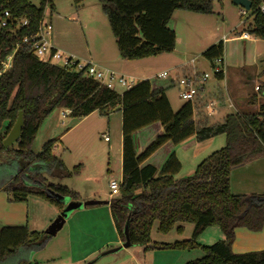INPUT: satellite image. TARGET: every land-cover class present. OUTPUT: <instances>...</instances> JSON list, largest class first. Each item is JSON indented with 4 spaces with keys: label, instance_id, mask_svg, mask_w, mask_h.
Returning a JSON list of instances; mask_svg holds the SVG:
<instances>
[{
    "label": "trees",
    "instance_id": "trees-1",
    "mask_svg": "<svg viewBox=\"0 0 264 264\" xmlns=\"http://www.w3.org/2000/svg\"><path fill=\"white\" fill-rule=\"evenodd\" d=\"M52 1L40 0L36 6L30 0H0V14L8 10L12 17L6 27L0 28V166L13 163L17 167L2 189L13 201L22 202L36 195L60 210L64 203L56 195L77 200L75 191L53 180L73 176L79 166L70 171L61 156L53 154L56 139L47 140L37 154L31 151V143L42 120L55 108L69 109L72 117L82 118L120 105L122 177L119 194L109 199V206L122 241L128 222L132 246L192 249L198 246L194 242L197 235L207 227L218 226L224 238L200 246L203 256L185 264H264V249L235 253L231 248L235 228L254 232L263 228L264 193L233 194L230 190L231 171L264 156V104L257 111L228 113L221 122L209 123L207 116L204 122H195L189 102L174 111L165 89L152 90L147 79L119 94L87 78L76 66L45 63L33 54L29 44L22 43V38L37 31L46 2L52 6ZM214 1L217 0H99L119 56L132 61L172 52L176 35L168 21L174 11L207 15L213 12ZM262 3L264 0H251V21L246 30L264 40ZM23 20L27 21L24 25ZM223 52L220 40L204 49L201 56L212 65L215 58H223ZM10 55V65L4 69L3 63ZM217 77L222 79V74ZM258 89H264V82ZM19 112L23 117L21 135L15 144L4 148L2 141ZM154 122L160 123L161 133L137 154L135 131ZM221 134L224 146L200 161L189 176L174 177L180 164L173 153L157 175L153 165L141 166L166 141L178 144L194 136L200 142ZM155 222L164 233L176 224L178 231H182V224H192L191 238L170 244L151 242ZM42 242L40 234L29 232L26 226L0 227V264H30L19 257L21 251Z\"/></svg>",
    "mask_w": 264,
    "mask_h": 264
},
{
    "label": "rangeland",
    "instance_id": "rangeland-1",
    "mask_svg": "<svg viewBox=\"0 0 264 264\" xmlns=\"http://www.w3.org/2000/svg\"><path fill=\"white\" fill-rule=\"evenodd\" d=\"M30 1L36 6L40 4V0ZM223 1L225 6L221 1H214L211 14L203 15L183 10V14L186 15L184 16L181 11L179 12L180 15L176 16L178 19H175L170 24L176 25L177 49L185 51L188 59H195V64L197 61L203 63L206 68L205 71L210 73L209 64L201 56L200 51L216 39L217 41L222 40V35L227 36L231 39L223 42L224 74L226 76L232 75L235 70L242 67L251 68L253 71H260L258 76L256 73L253 76L254 82H252V85L259 84L261 86L260 83L263 84L264 82V73H261L264 67V40L254 35H251V39L247 41L236 38L238 32L243 28L246 30L247 24L251 21L250 12L246 10L245 14L240 15V10H242L240 6L234 5L232 0L231 3L226 0ZM51 3L52 6L49 2H46L44 15L50 18L53 27V42L64 55L73 58H75L76 52L83 55L88 44L89 46H94L95 49L100 46V51L105 56L111 57L112 55L114 58L118 56L115 38L99 0H80L78 2L74 0H53ZM222 6L226 8L225 11ZM180 57L179 51L178 54L163 52L156 56L128 61L126 62L127 67L120 70L129 73L135 79V82H140L143 77H148L152 78L153 82L165 83L167 81L157 77V75L166 69H170V73L173 75L172 66L180 60ZM75 59L78 60L77 58ZM83 62L84 60L79 59V63ZM52 64L61 66L62 62L54 61ZM117 64H120V62L117 61ZM117 64L113 61L111 65L116 68ZM211 80H214L213 76L209 77L208 82ZM121 90L119 89L117 92L121 94ZM169 90H171L169 91V96L174 103L183 104V101L178 97L177 86H171ZM216 98L220 99L219 97ZM224 105H227L226 101H224ZM243 106L244 108L239 107L237 109L244 112H252L257 111L260 107L257 105L256 107L246 106L245 104L241 107ZM172 109L178 108L172 106ZM217 109L218 111L213 116L207 117L209 123L221 122L223 114L230 110L224 106ZM62 110L64 111L60 107L55 108L42 120L31 143V151L37 154L42 150V146L47 140L56 139V153L61 156L66 167L72 171L75 166H79V171L71 177L53 180V182L60 183L82 196L91 186L98 187L100 193L106 195L98 194L95 198H100L101 201L107 200L109 179L119 181L121 177V163L115 157V151L109 148L111 144H115L118 141L120 133L116 118L117 113L115 115V111H111V109L106 111V113L94 111L77 123L79 119L72 117L70 114H67L66 117H61ZM200 110L201 114L205 112V109L200 108ZM198 113L193 112L196 120L200 117ZM109 120L110 124L108 123ZM104 135L109 137V142L104 140ZM218 148L216 146L214 150ZM191 163V160L187 162L185 160V165H190ZM185 168L186 166H183L180 172L184 173ZM16 169L17 167L13 163L0 166V188ZM250 179H252V176H250ZM261 180H264V178ZM261 180L258 179L257 182H251L250 187H258L257 191L264 193V185L260 184ZM245 189L243 185H234L232 191L234 193H243L240 191H245ZM31 198L35 199L31 201ZM38 199H40V203H38ZM47 202V200L35 195L31 196L29 214H25V207L27 206L25 202H14L15 204H22L23 224L29 226L31 216V225H36L35 227H37L36 229L39 231L43 241L40 246L21 251L19 257L29 260L30 264H72L76 260H81L77 264H86L93 259H97L93 264H129L130 262L137 263L140 258L143 259L144 264H185L190 260L203 256V251L198 246L192 249H174L145 248L135 245L129 248H122L114 253L103 254L106 250L117 247L121 243H118L114 225L110 215L107 214V205L102 204L97 205V207H91L98 209H95L87 216V213L82 211L83 209L73 211L66 218L60 230L54 236H48L45 234V230L49 224L44 228L39 224L49 215L50 210H54V207L49 209L52 207H48ZM56 208L58 209V207ZM11 212L15 214L17 211ZM59 212H57L53 220ZM176 228L175 225L168 232H160L157 229V222H155L151 229L150 241L159 244H170L191 238V224H184L182 231H178ZM202 234L205 233L201 232L197 237L201 239ZM200 241L205 242L194 240L195 243H200L203 246L212 245L219 240L212 241L203 237V240ZM91 251L94 252L89 254ZM85 255H87V258L83 261L81 258ZM10 262L12 263V261Z\"/></svg>",
    "mask_w": 264,
    "mask_h": 264
},
{
    "label": "crops",
    "instance_id": "crops-1",
    "mask_svg": "<svg viewBox=\"0 0 264 264\" xmlns=\"http://www.w3.org/2000/svg\"><path fill=\"white\" fill-rule=\"evenodd\" d=\"M219 1H221V3L225 6V2L223 0H219ZM226 1H229L231 3V0H226ZM224 6H222V7L225 11L226 8H224ZM180 11L183 14V10H175L173 15L171 16L170 20L168 21L169 28L174 30L175 35H176L175 47H174L172 52L178 54V51H179L181 54L180 60L177 63H174V65L172 66V69L174 70L173 75H179V76L181 74L189 73L194 68H196L197 70H200V71L206 70L205 65L203 63L198 62V61L196 62V64H195V62L194 63L190 62L191 59H188L186 57L187 55H185L187 53H185V51H183V50L177 49V46H176V44H177V31L175 29L176 25H170V24L172 22H174L175 19H178V18H176V16L180 15L179 14ZM183 15L186 16L185 14H183ZM49 20H50V18H49ZM51 24H52V22H51ZM243 32H246L248 34L247 39H244L240 35ZM221 37H222L223 42L231 39V38H228L227 36H224V35H222ZM236 38L242 39L243 41H247V40L251 39V34H249L248 31L244 30V28H243L242 30H240L238 32V36ZM218 41H220V40H218ZM218 41L216 39L213 43H216ZM51 43H52V45H54V47L56 49H58L56 44H54L52 37H51ZM213 43H211V44H213ZM207 46H209V45H207ZM207 46L204 47L202 50L200 49L201 50L200 52H202L204 49H206ZM58 50H60V49H58ZM119 57H120L119 54L115 58H114V56L112 57V55H111V57L105 56L104 54H102V51H100V46L98 49H95L94 46H92V45L89 46L88 44H87V49L83 55H81V53H79V52H76V55H75V58H77L78 60L79 59L84 60V62L91 61V62H94L101 67L110 68V69H113V70H115L121 74L131 76L129 73L121 71L120 69L127 67L126 62L132 61V60H125V59H122L121 57L120 58ZM113 61L116 64H117V61L120 62V64L116 65V68H118V69H116L115 66L113 67V65H111ZM207 63L209 64L208 61H207ZM166 70L170 71V69H166ZM255 73L258 76L260 71L257 72V71L251 70V68L242 67V68H239L238 70H235L232 75L226 76V74H224L222 79H216L215 78L214 80L207 82L206 86L203 90L202 95L204 97H212V98L219 97L220 98V99H217L220 102L219 108L224 106L227 109H230V110L226 111L222 117H224L226 114L232 112L231 108H228L227 105H224V101L226 99H229L230 103H232V105L234 106V109L236 111H240L239 109H237L239 107L244 108V106L241 107L244 104L246 106L251 105L253 107H256V105L260 106L261 104H264V91H263L264 89L261 91H260V89L256 90L255 86L259 87L260 85L259 84H253L252 85V82H254L253 76L256 75ZM144 79L149 80L152 90L158 89V88L165 89V94H166L167 98L169 99L171 107L173 106L174 108H179L182 105V104L174 103V101L169 96V91H171V90H169V87L176 86V84L174 82H169L168 80H166L167 82H165V83H162V82L157 83V82H153L152 78L143 77L142 80H144ZM260 84H262V83H260ZM258 103H259V105H258ZM64 110H66V109H64ZM174 110H177V109H174ZM111 111H115L114 112L115 115L117 113L116 118L118 120L117 123L120 127V133L118 136V141H116L115 144L114 143L111 144L109 146V148L111 150L115 151L114 152L115 157H117L119 159V161L122 165V135H121L122 113L120 110V105H116L114 108H111ZM62 112H63V110L61 111V113ZM89 115L82 117V118H76V119H79L77 121V123L82 121L83 119H85ZM205 117L206 116H204L202 114V116L200 115L198 120L194 119V116H193V119L195 122H198L199 120H201V122H204ZM108 123L110 124V120L108 121ZM160 133H161V125L159 122H154V123H152L146 127H143L141 129L135 131L133 137H134V145H135L136 153L140 154ZM107 141L109 142L110 139ZM224 144H225V137L223 134L217 135L215 137H211L209 139H206V140L200 141V142H198L194 136H190L187 139L179 142L178 144H173L170 141H166L161 146H159L153 153H151L141 163V166L145 165V164L153 165L156 168V175H157L160 172L161 167H162L164 161L169 156V154L173 153L175 155L176 159L178 160L179 164H180L179 170L174 174V177L178 179V178H181L184 176L191 175L195 171L199 161L203 160L204 156L207 157L210 153L217 150V149L214 150V148H216V146H217V148L218 147L221 148L224 146ZM52 152H53V154L58 155L56 153L57 152L56 151V144L53 145ZM182 154H184V155H182ZM185 160H186V162L188 160H191L192 163L190 165H185ZM108 164H109V159H108ZM183 166H186L184 173L180 172L181 169H183ZM120 176L122 177V169H121V175ZM250 176H252V179H250ZM121 177H120L119 181H121ZM263 178H264V156L261 158L252 160L249 163H246V164H244L238 168L233 169L230 173V190L232 191L234 185H243L246 188L245 191H240L243 193H238V192L234 193L233 191L232 192L234 194H247V193L262 194L263 192L257 191L258 187H250V185H251V182H257L258 179L261 180ZM260 184L264 185V180H261ZM0 192H1L0 193V227H3V226H26L27 229L29 227V229H28L29 232L39 233V231L36 229L37 227H35L36 225H34V226L31 225V220H32L31 216L29 219V226H27L26 224H23L22 221L24 219H23V214L21 211L22 210V204H15L14 203V202H21V201H13L10 197V194L7 191L3 190L2 187L0 188ZM98 194H103L104 196L106 195L104 193H100L98 187L91 186V188L83 196L80 195L79 193H77V195H78L77 200H86V199H90V198H94V200H100V198H98V199L95 198V196H98ZM31 196H33V195L27 196L26 200L22 201V202H25L27 204V206L25 207V214L30 213V208H31L30 197ZM107 196H108L107 200H109L110 199L109 188H108V195ZM32 199H35V198H31V201H32ZM38 203H40V199H38ZM44 203H46V202H44ZM47 204L49 205L48 207H52L49 209H53V207H54V210H50L48 213L49 215L47 217H45L44 221H41V223H39L42 228H44L45 226L50 224L52 222L53 218L55 217V215L57 214V212L60 211V209H57L55 206H53L54 204L50 203L49 201L47 202ZM100 204L107 205V214L110 215L111 221L114 225L113 218H112L111 212H110L109 203L108 204L100 203ZM100 204L85 206V207L80 208V209L81 210L83 209L82 211L87 213L86 214V216H87L92 211H95V209H98V208H91V207H97V205H100ZM26 210H27V212H26ZM77 210H79V209H76L74 211H77ZM11 211H17V212L16 213L14 212L15 214H13ZM64 223H65V221H64ZM185 224H187V223H185ZM183 225L184 224H182V227H183ZM177 226L178 225L176 224V227ZM214 227H218V226L207 227L202 232L205 234H202L201 239H199L197 237L196 240L204 243L205 241H200V240H203V237H205L209 240H212V241H217V240L223 239L224 235L221 232V230L219 229V227L218 228H214ZM114 229H115L116 235L118 237V243H122L123 241H122L117 229L115 228V225H114ZM192 230H193V225H192ZM203 235H205V236H203ZM195 244H197L199 247L203 246V245H200V243L199 244L195 243ZM231 248H232L233 252H235V253L245 252V251H249V250L264 249V225L260 231H256V232L251 231L245 227L235 228L234 240L232 242ZM93 252L94 251H91L89 254H92ZM85 258H87V255L83 256L81 259L84 261ZM80 261L81 260H79V261L76 260L73 263L77 264V263H80ZM137 263L138 264H144L143 259L140 258L137 261Z\"/></svg>",
    "mask_w": 264,
    "mask_h": 264
},
{
    "label": "built area",
    "instance_id": "built-area-1",
    "mask_svg": "<svg viewBox=\"0 0 264 264\" xmlns=\"http://www.w3.org/2000/svg\"><path fill=\"white\" fill-rule=\"evenodd\" d=\"M240 10L241 15L246 13L244 8ZM261 12L264 13V3L260 5ZM12 19L8 10H4L0 14V28L6 27L8 22ZM26 20L21 22L22 25L26 24ZM52 24L49 18L45 15L40 19L38 29L34 34L26 35L22 38V43L30 45L33 54L41 61L45 63H53L54 61H61L62 66L71 68L76 66V70L82 71L83 75L87 78L95 80L100 85L105 86L108 89L118 91L119 89L124 90L132 87L137 82L132 76L121 74L113 69L101 67L94 62L87 61L79 63V60L71 56H66L61 50L56 49L51 43L52 37ZM244 39H247L248 34L243 32L240 34ZM12 59V55L6 58L3 63L4 69L8 68ZM195 59H191L190 62L194 63ZM210 73L207 71H200L194 68L189 73L179 75L170 74L169 70L161 71L157 77L174 82L177 86L178 97L183 102H189L192 109L195 112L200 113V108L205 112L204 116L211 117L217 112L219 108V101L217 98L204 97L202 95L206 83L210 76L214 79H218V75H224L223 69V58H215L212 65L209 63ZM258 89V86H255ZM119 93V92H118ZM228 108H231L235 112L234 106L230 103L229 99L225 100ZM193 111V112H194ZM70 113L69 109L64 110L61 113V117H66ZM104 140H109L107 135L103 136ZM120 181L110 179L108 181L109 197H114L119 194ZM129 264H137L136 262H130Z\"/></svg>",
    "mask_w": 264,
    "mask_h": 264
},
{
    "label": "water",
    "instance_id": "water-1",
    "mask_svg": "<svg viewBox=\"0 0 264 264\" xmlns=\"http://www.w3.org/2000/svg\"><path fill=\"white\" fill-rule=\"evenodd\" d=\"M232 3L234 5L240 6L241 8H244L245 10H250L251 8V0H232ZM22 126H23V117H22V113L19 112L14 124L12 125L8 134L2 141V145L4 148H8L17 142V140L21 135ZM56 198L64 203V207L56 216V218L46 228L45 234L48 236H54L56 232L60 230V228L63 226L65 219L74 210L83 208L85 206L96 205L100 203H104V204L109 203V200H104V201L94 200V199L92 200L89 199L84 201L72 200L70 197L60 196V195H56ZM123 233H124V241L119 246L106 250L103 254L114 253L118 250H121L122 248H129L132 246L128 235V222H126L124 226ZM96 260L97 259H93L87 262L86 264H93L95 263Z\"/></svg>",
    "mask_w": 264,
    "mask_h": 264
}]
</instances>
